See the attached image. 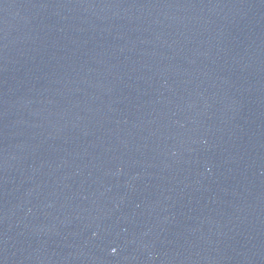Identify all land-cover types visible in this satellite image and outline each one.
I'll return each mask as SVG.
<instances>
[{
    "label": "water",
    "instance_id": "obj_1",
    "mask_svg": "<svg viewBox=\"0 0 264 264\" xmlns=\"http://www.w3.org/2000/svg\"><path fill=\"white\" fill-rule=\"evenodd\" d=\"M0 264H264V0H0Z\"/></svg>",
    "mask_w": 264,
    "mask_h": 264
}]
</instances>
